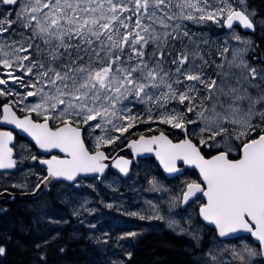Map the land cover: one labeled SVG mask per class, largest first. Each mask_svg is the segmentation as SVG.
I'll use <instances>...</instances> for the list:
<instances>
[{"label": "rangeland", "instance_id": "374dc122", "mask_svg": "<svg viewBox=\"0 0 264 264\" xmlns=\"http://www.w3.org/2000/svg\"><path fill=\"white\" fill-rule=\"evenodd\" d=\"M245 2L23 0L7 10L0 0V98L54 125L81 122L94 146L122 149L129 141L125 129L139 118L173 133L189 125L204 147L236 155L251 135L263 132L264 67L251 60V37L237 31L217 37L216 28V36L202 35L199 29L210 22L222 26L235 10L253 18ZM192 28L188 37L183 34ZM171 38L176 44L168 46ZM29 148L25 143L17 149L22 162L28 161ZM28 168L26 178L13 176L25 183L20 194L32 191L27 189L37 181L38 170ZM194 181L164 182L153 170L128 182L110 176L102 184L57 189L51 202L39 200L33 209L42 224L64 222L65 210L75 226L100 229L88 237L106 264H120L127 244L155 223L193 239L202 235L196 206L180 211V191ZM3 185L0 177V189ZM123 215L141 227L127 223L128 232L120 235L102 231ZM203 245L198 246L206 248L204 264H261L251 243L221 244L213 238Z\"/></svg>", "mask_w": 264, "mask_h": 264}, {"label": "water", "instance_id": "95a60500", "mask_svg": "<svg viewBox=\"0 0 264 264\" xmlns=\"http://www.w3.org/2000/svg\"><path fill=\"white\" fill-rule=\"evenodd\" d=\"M19 2L3 0L6 7H16ZM236 27L244 33H253L254 25L242 11H235L227 18L225 28L231 31ZM0 127L4 129L0 131V173L17 170L16 135L28 139L44 156L58 155L40 161L47 170V177L26 198L36 199L58 182L72 185L80 178L102 179L110 172L126 180L139 160L153 159L168 179L183 175L185 169L197 172L206 188V206L200 210L203 223L216 230L223 240L252 235L264 260V136L247 144L238 161H230L226 153L205 159L201 149L188 137L174 143L164 134L132 141L109 158L104 151L92 154L84 130L75 125L65 124L54 131L49 122L36 123L32 115L20 119L11 106L3 108ZM124 154L132 158L123 157ZM203 186L187 188L183 208L201 196ZM15 197L17 195L4 192L0 203Z\"/></svg>", "mask_w": 264, "mask_h": 264}, {"label": "trees", "instance_id": "16d2710c", "mask_svg": "<svg viewBox=\"0 0 264 264\" xmlns=\"http://www.w3.org/2000/svg\"><path fill=\"white\" fill-rule=\"evenodd\" d=\"M245 1L246 11L253 15L255 22V32L250 35L254 44L251 60L264 67V0ZM208 26L199 29V33L217 37L226 33L223 25L210 22ZM194 29L183 34L188 37ZM167 44L170 46L176 42L171 38ZM176 47L181 49L179 44ZM125 130L129 141L159 133L173 138L166 126H145L139 118L136 125ZM175 136L181 135L178 133ZM202 152L205 156L212 155L205 149ZM150 167L153 168V165ZM41 201L47 204L51 199L46 196ZM33 202L18 197L0 205V264H106L107 259L100 254L101 249L88 237L93 231L86 224L75 226L70 214L59 224H52L50 217L47 220L51 224H45L46 220L43 224L39 223L33 209L37 202ZM130 221L122 218L115 223L108 222L103 230L116 234L121 230L119 224L126 225ZM130 244H127V253L121 256L120 264H204L201 251L192 240L158 227H151L149 233Z\"/></svg>", "mask_w": 264, "mask_h": 264}, {"label": "flooded vegetation", "instance_id": "af4514ba", "mask_svg": "<svg viewBox=\"0 0 264 264\" xmlns=\"http://www.w3.org/2000/svg\"><path fill=\"white\" fill-rule=\"evenodd\" d=\"M22 145H23L22 142H20L19 143V147L22 146ZM29 149H30V151H29V154L27 156V159H28L27 162L26 161H23V162L21 161L20 153H19V151H17V157H18V160H19L20 168H21L20 172H24L25 169L27 168L25 166H29L30 162H32L34 159H36L35 162H36V166H37L38 162L41 159H44L45 158L43 155H41L40 153H38V151H36V149H34L33 147H31ZM23 163H25V166L24 167H23V165H24ZM0 177L2 179V183L3 184L9 185L11 187L10 188V187L5 186L1 191H4V190L9 189L7 191H10V192H13V193H21V192H19V190L17 188H15V189L12 188V185H15L16 184V186H19V185H23L24 186L25 183H22L21 182L20 184H17L18 181L16 179H13L12 174L0 175ZM201 203H203V200H200L198 202V204H201ZM246 242H247L246 240L235 239V240H230L229 242H226V243L227 244H231V245H235V244H246Z\"/></svg>", "mask_w": 264, "mask_h": 264}, {"label": "bare ground", "instance_id": "6f19581e", "mask_svg": "<svg viewBox=\"0 0 264 264\" xmlns=\"http://www.w3.org/2000/svg\"><path fill=\"white\" fill-rule=\"evenodd\" d=\"M6 192H9L10 194H12V195H17V197H15V199L16 198H18V197H21L22 199H24V200H30V201H34V202H37V201H39L40 200V198H43V197H45V193H43L41 196H38L36 199H30V198H26L27 196H29V195H32L35 191L34 190H32V191H30V192H27V193H25V194H20V193H12V192H10V191H6ZM1 195V194H0ZM10 201H14V199L13 200H9L8 202H10ZM7 203V202H6ZM2 204H5V203H0V205H2Z\"/></svg>", "mask_w": 264, "mask_h": 264}]
</instances>
